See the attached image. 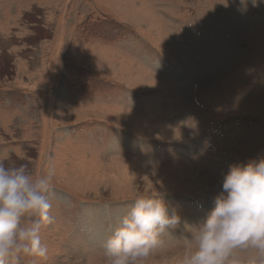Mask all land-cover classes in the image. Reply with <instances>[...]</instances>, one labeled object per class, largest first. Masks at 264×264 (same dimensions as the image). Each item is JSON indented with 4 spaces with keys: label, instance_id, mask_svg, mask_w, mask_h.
<instances>
[{
    "label": "rangeland",
    "instance_id": "rangeland-1",
    "mask_svg": "<svg viewBox=\"0 0 264 264\" xmlns=\"http://www.w3.org/2000/svg\"><path fill=\"white\" fill-rule=\"evenodd\" d=\"M262 156L264 3L0 0V160L55 168L39 264H107L90 227L160 194L180 220L146 264H178L229 166Z\"/></svg>",
    "mask_w": 264,
    "mask_h": 264
},
{
    "label": "clouds",
    "instance_id": "clouds-1",
    "mask_svg": "<svg viewBox=\"0 0 264 264\" xmlns=\"http://www.w3.org/2000/svg\"><path fill=\"white\" fill-rule=\"evenodd\" d=\"M250 2L258 7L264 0ZM54 176L51 164L34 176L26 163L0 160V264H21L23 257H31V264L47 260L40 230L53 223ZM179 220L162 194L137 196L105 242L107 264H146L160 235ZM194 228L178 264H264V156L229 166L214 207Z\"/></svg>",
    "mask_w": 264,
    "mask_h": 264
},
{
    "label": "crops",
    "instance_id": "crops-1",
    "mask_svg": "<svg viewBox=\"0 0 264 264\" xmlns=\"http://www.w3.org/2000/svg\"><path fill=\"white\" fill-rule=\"evenodd\" d=\"M2 92H4V91H2ZM2 99L4 100V101H6V100H8V101H10L11 103L13 102V101H15L16 102V99L15 98H11L10 97V95L7 93L4 97H2ZM17 99H19L18 97H17Z\"/></svg>",
    "mask_w": 264,
    "mask_h": 264
},
{
    "label": "bare ground",
    "instance_id": "bare-ground-1",
    "mask_svg": "<svg viewBox=\"0 0 264 264\" xmlns=\"http://www.w3.org/2000/svg\"><path fill=\"white\" fill-rule=\"evenodd\" d=\"M92 230H93L94 232H96V229H92ZM97 233H98V232H97ZM99 236H101V235L98 233V237H97V239H96V237H94V238L96 239V241L99 240ZM94 238H93V239H94ZM100 238H101V237H100Z\"/></svg>",
    "mask_w": 264,
    "mask_h": 264
}]
</instances>
